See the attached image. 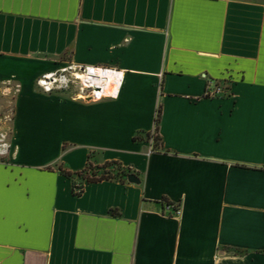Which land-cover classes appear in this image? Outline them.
<instances>
[{"label": "crops", "instance_id": "obj_1", "mask_svg": "<svg viewBox=\"0 0 264 264\" xmlns=\"http://www.w3.org/2000/svg\"><path fill=\"white\" fill-rule=\"evenodd\" d=\"M67 62L119 97L43 93ZM0 84V264H264V0H0ZM113 161L140 183L59 171Z\"/></svg>", "mask_w": 264, "mask_h": 264}, {"label": "built area", "instance_id": "obj_2", "mask_svg": "<svg viewBox=\"0 0 264 264\" xmlns=\"http://www.w3.org/2000/svg\"><path fill=\"white\" fill-rule=\"evenodd\" d=\"M124 81L125 72L116 67L67 62L40 76L36 84L45 94L72 93L81 100L99 102L117 99ZM227 92L226 87L215 85L209 89L206 97H223ZM176 212L179 214L180 210Z\"/></svg>", "mask_w": 264, "mask_h": 264}, {"label": "trees", "instance_id": "obj_3", "mask_svg": "<svg viewBox=\"0 0 264 264\" xmlns=\"http://www.w3.org/2000/svg\"><path fill=\"white\" fill-rule=\"evenodd\" d=\"M161 117V109H158L156 114V128L153 134L154 140V152L157 151L158 137L159 132V122ZM60 173L67 179L72 181L73 194L76 197H80L84 191L85 184L99 183L109 180H118L121 182L127 181V177L131 174L129 168L124 167L119 162H106L101 166H94L91 162H88L87 166L81 172L73 173L65 170L64 168H59Z\"/></svg>", "mask_w": 264, "mask_h": 264}, {"label": "rangeland", "instance_id": "obj_4", "mask_svg": "<svg viewBox=\"0 0 264 264\" xmlns=\"http://www.w3.org/2000/svg\"><path fill=\"white\" fill-rule=\"evenodd\" d=\"M14 94L12 86L0 84V153L9 147Z\"/></svg>", "mask_w": 264, "mask_h": 264}, {"label": "water", "instance_id": "obj_5", "mask_svg": "<svg viewBox=\"0 0 264 264\" xmlns=\"http://www.w3.org/2000/svg\"><path fill=\"white\" fill-rule=\"evenodd\" d=\"M127 181L131 184H139L140 183V179L137 177L136 174L131 173L128 177H127Z\"/></svg>", "mask_w": 264, "mask_h": 264}]
</instances>
